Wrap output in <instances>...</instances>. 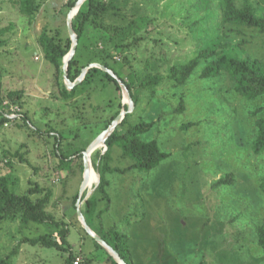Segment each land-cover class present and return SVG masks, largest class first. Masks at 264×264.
<instances>
[{"label": "rangeland", "instance_id": "obj_1", "mask_svg": "<svg viewBox=\"0 0 264 264\" xmlns=\"http://www.w3.org/2000/svg\"><path fill=\"white\" fill-rule=\"evenodd\" d=\"M84 1L79 0L69 10V0H46L30 18L19 11V0H0V28L8 29L2 36L5 44L0 46V114L11 107L19 109V117L10 128L0 127V177H11L20 194L33 183L50 189L52 197L46 210L60 223L56 227L21 219L4 221L0 227V257L13 256V264H65L71 255L73 264H109L108 253L85 230L80 215L85 203L81 200L90 198L96 190L100 173L94 168L99 182L83 190V158L78 156L72 168L62 167L54 136L60 137L61 152L66 156L87 149L106 131L109 116L118 110L132 112L134 104L122 85L121 91L111 83L103 89L107 81L99 77L79 86L73 98H62L55 85L54 66L45 60L38 44L45 27H60L63 35L70 37L68 17L80 10ZM110 2L115 6L106 19L108 25L118 22L117 15L121 14L134 20L147 17L152 23L139 34L142 41L138 46H126L121 55L113 53L111 64L121 65L128 57L139 75L151 70L167 77L173 66L198 56L199 46L204 48L202 43L210 33L214 43L219 34L222 44L228 45L218 48L220 52L264 64V34L235 25L223 28L222 12L217 10L219 3L215 0H210V7L203 0ZM229 28L242 33L226 31ZM85 36L84 63L92 60V54L112 50L110 33L88 26ZM206 65L202 63L182 88L169 89L166 81L157 88L149 106L150 94H144V102L137 109L141 116L136 122H154L141 140L157 141L161 150L170 154L168 159L150 171L128 170L130 160L121 159L119 151L114 154L112 165L120 172L107 175L112 202L101 222L106 230L118 231L128 240L132 264H264V250L258 244V228L264 224V153L257 155L252 148L255 122L264 116H253L252 112L264 106V100L242 99L232 92L226 75L201 78ZM117 68L123 75L121 66ZM86 75L77 79L78 85ZM74 87L68 86V90ZM19 90L24 92L22 108L7 98V92ZM182 96L186 110L176 114ZM192 122L197 125L183 128ZM37 129L53 131L44 135ZM97 150H106V146ZM18 153L28 162L16 157ZM228 173L234 175L235 182L214 187ZM60 229L69 230V251L25 242L26 238L47 235L61 243Z\"/></svg>", "mask_w": 264, "mask_h": 264}, {"label": "trees", "instance_id": "obj_2", "mask_svg": "<svg viewBox=\"0 0 264 264\" xmlns=\"http://www.w3.org/2000/svg\"><path fill=\"white\" fill-rule=\"evenodd\" d=\"M45 1L19 0V11L24 16L33 18L40 11ZM78 1L69 0V10L75 8ZM110 1L85 0L76 16L72 19L73 30L78 37V46L74 56L69 61L68 78L70 82L74 83L81 76L83 69L89 68L92 63H97L113 71L117 78L99 68L93 67L89 69L84 81L80 85L74 87L73 90H68L65 84L63 66L64 59L72 48L70 37L68 35L64 36L60 27L55 29L45 27L38 39V44L44 53L45 60L54 66L55 85L60 88L62 98H73L79 86L91 84L93 83V79L99 77L102 81H107V84L103 83V89L111 83L115 85L118 91H121V84H124L134 104V111L127 113L123 122L116 127L115 131L106 140V150H97L92 156L93 167L100 173V183L90 198L85 199L83 197L81 200V202L85 201L83 215L90 227L95 223V220L102 221L104 214L108 213L111 209L112 200L109 192L111 181L107 178V175L108 173L120 172V168H113L112 165L116 151L121 153V159L130 160L131 166L128 170L134 168L139 171H150L157 168L164 160L170 157L169 153L161 150V146L157 141L145 142L141 140V135L149 132L154 126V122H136V119L141 116L138 110L139 106L144 102V94H150L147 104L149 106L157 95L158 87L167 81L169 89L182 88L187 84L198 67L202 63L207 62V65L201 73V78L210 79L216 78L221 74L226 75L230 89L242 99L251 102L264 100V64L258 59H249L238 54L231 55L227 51L220 52L218 48H222L226 44H222L223 38L220 39L219 34L217 41L214 43V38H212L211 33L206 34V31H203L202 33L206 34L208 39L202 43L204 48L199 46L198 56L186 64L173 66L167 77H163L158 72L152 73L151 70H147V73L139 75L138 72L133 70L134 68L128 61V57L123 58L121 65L111 64L109 60L112 54L117 52L118 55H121L126 46H138L139 42L142 41V37L139 34L145 28H149L152 23L150 18L147 17L134 20L128 19L125 15L121 14V16L117 15L118 22L113 25H108L106 19L111 15V11L114 9L113 6H115ZM215 1L219 3L217 10H221L222 12L221 24L223 28L227 29V26L235 25L246 29H255L259 33L264 34V0H241V3H238L239 0ZM203 3H205L206 7H210V0H203ZM214 17V21H216V15ZM88 26L110 33L109 43L112 50L104 49L103 52L92 54V60L84 63L83 48L86 39L85 32ZM110 27H113L112 32L109 31ZM7 31L8 29L0 28V46L5 44L2 36ZM226 31L237 34L242 33L231 28ZM227 37L225 35V38ZM128 40L132 42L127 44ZM225 47H228V45ZM119 66L123 70V75H121L120 68H117ZM136 87L138 88L137 91ZM23 94L24 92L22 90L9 91L7 92V98L11 100V103L19 104L22 108L21 99ZM185 110V100L182 96L179 105L175 109V113L182 114ZM262 113H264V106L258 107L252 112V115L257 116ZM119 114L120 110L116 111L114 115L109 116L110 120L105 122V130L112 125ZM6 121L7 119H4L3 122ZM25 121H28V119L25 118ZM1 124L0 127L3 126ZM196 125L197 123L192 122L187 125L184 124L183 128L188 130ZM255 125L256 138L252 148L255 154L260 155L264 153V116L258 117ZM52 131V129H46L45 131L37 129V133L44 135H49ZM54 140L55 152H60L61 154L60 165L62 167L72 168L78 156L83 158L82 152L86 148L77 149L66 156V153L61 152L63 148L60 146V137L56 135L54 136ZM15 156L19 157L23 162H28L19 153ZM81 169L84 171L82 164ZM234 182V175L228 173L220 178L214 187L229 186ZM261 190L264 193V179L261 183ZM39 194L43 196L38 197ZM51 197L52 191L50 189L46 187L42 188L36 183H33L32 187L26 193L20 194L16 191L14 180L11 177H0V227L4 221H16L18 219H21L24 223L32 222L36 224H51L56 227L59 226L60 223L52 214L47 213L46 210ZM105 202L106 206L102 207ZM96 232L126 264H132V255L128 240L124 238V235L115 230L108 231L104 229L101 222ZM59 233L61 243L47 235L34 239L26 238L25 242L31 245H41L45 248L69 251L71 248L67 241L69 230L60 229ZM258 237V244L264 250V224L258 228ZM97 246L102 248L99 244ZM12 257L11 255L0 257V264H13ZM108 260L109 264H118L111 255H108ZM73 262L74 258L71 255L65 264H73Z\"/></svg>", "mask_w": 264, "mask_h": 264}, {"label": "water", "instance_id": "obj_3", "mask_svg": "<svg viewBox=\"0 0 264 264\" xmlns=\"http://www.w3.org/2000/svg\"><path fill=\"white\" fill-rule=\"evenodd\" d=\"M79 11V8L77 10H74V14H77ZM74 14H70L67 20V27H68V32L72 41V48L70 50V53L65 57L64 59V66H63V74H64V79H65V84L68 87H74L76 85H78L80 83V80L75 81L74 83L70 82L69 78H68V66H69V61L70 59L74 56L75 52H76V48L78 46V37L75 34L74 30H73V26H72V19L74 17ZM92 67H96L99 68L107 73H109L110 75H112L113 77L117 78L113 71L107 69L106 67L96 64V65H92L91 67L87 68L86 71H82V74L80 77H84L86 75V73L89 71L90 68ZM123 89L128 93V89L124 84H121ZM128 98L130 103L132 104V99L128 93ZM130 112L129 110L127 112L122 111L119 116L113 121L112 125L105 131L103 132L90 146L89 148H87L83 153V161H84V184H83V190L88 182V178H89V168H90V157L91 154L100 147V143H102V145L106 146V140L109 138V136L115 131L116 127L119 124V121L125 117V114ZM81 218L83 221V225L85 230L88 232L89 235H91L95 241L101 246L103 247L119 264H126L121 258L120 256L97 234L95 233L90 227L89 225L86 224V220L84 218V215L81 214Z\"/></svg>", "mask_w": 264, "mask_h": 264}, {"label": "built area", "instance_id": "obj_4", "mask_svg": "<svg viewBox=\"0 0 264 264\" xmlns=\"http://www.w3.org/2000/svg\"><path fill=\"white\" fill-rule=\"evenodd\" d=\"M4 114H0V124L4 121V119H7L6 122H3L4 128H9V126L11 125V123L13 122V120L15 118H18L19 116L16 113H19V109L18 107H11L9 110H6ZM12 112V113H11ZM75 264H79L78 262H76Z\"/></svg>", "mask_w": 264, "mask_h": 264}, {"label": "bare ground", "instance_id": "obj_5", "mask_svg": "<svg viewBox=\"0 0 264 264\" xmlns=\"http://www.w3.org/2000/svg\"><path fill=\"white\" fill-rule=\"evenodd\" d=\"M100 146H102V143H100ZM99 182V175L98 173L95 171L92 163L90 162V168H89V178H88V182L84 188V190L87 189L88 187H91L92 185H94L95 183Z\"/></svg>", "mask_w": 264, "mask_h": 264}, {"label": "crops", "instance_id": "obj_6", "mask_svg": "<svg viewBox=\"0 0 264 264\" xmlns=\"http://www.w3.org/2000/svg\"><path fill=\"white\" fill-rule=\"evenodd\" d=\"M96 184V183H95ZM93 186V185H92ZM91 186V187H92ZM90 187V188H91ZM87 188H88V186H87ZM100 220H95V223H93V225H91V229L94 231V232H96V229L100 226ZM102 223V222H101ZM105 229V228H104ZM97 233V232H96ZM98 234V233H97ZM103 248V247H102ZM104 249V248H103ZM107 252V251H106ZM108 253V252H107ZM108 255H110L109 253H108ZM116 261V260H115ZM117 262V261H116ZM118 263V262H117ZM133 263V262H132ZM119 264V263H118Z\"/></svg>", "mask_w": 264, "mask_h": 264}]
</instances>
